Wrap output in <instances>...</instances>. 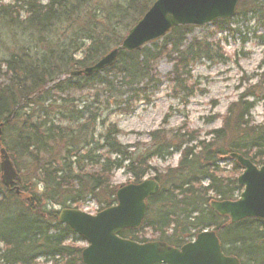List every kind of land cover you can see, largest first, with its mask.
<instances>
[{
	"label": "trees",
	"instance_id": "16d2710c",
	"mask_svg": "<svg viewBox=\"0 0 264 264\" xmlns=\"http://www.w3.org/2000/svg\"><path fill=\"white\" fill-rule=\"evenodd\" d=\"M153 2L0 4V146L16 173L11 186L0 181V264H82L83 247L75 244L82 240L59 224L51 209H79L86 200L99 210L110 207L116 192L112 176L120 169L130 175L131 184L153 171L159 185L147 200L141 227L120 232V238L179 248L211 229L224 255L240 264H264V221L230 224L209 208L211 201H232L241 191L231 153L264 165V113L262 123L251 124L254 103L247 100L252 95H239L207 140L184 127L170 134L159 130L150 134L151 146L138 152L118 142L119 130L109 122L114 114H130L131 104L149 100L165 83L186 105L195 90L194 66L217 56V33L240 34L230 28L238 19L245 24L254 20L263 29L259 35L254 31L253 38L264 48V0H241L236 20L205 26L217 33L202 40L190 37L193 27H175L138 51H120L112 67L69 78L119 46ZM163 59L172 64L165 77L156 68ZM175 154V167H152L153 160L163 162ZM147 231L153 240L144 238Z\"/></svg>",
	"mask_w": 264,
	"mask_h": 264
},
{
	"label": "water",
	"instance_id": "95a60500",
	"mask_svg": "<svg viewBox=\"0 0 264 264\" xmlns=\"http://www.w3.org/2000/svg\"><path fill=\"white\" fill-rule=\"evenodd\" d=\"M240 0H155L127 32L119 46L95 64L70 73L69 78L97 74L115 64L120 51H138L144 45L163 38L175 27H202L216 21L233 19ZM0 125V140H1ZM241 174L236 178L241 187L234 201H212L209 208L227 218L230 224L245 219L264 221V166L256 167L242 155L231 153ZM0 180L11 185L16 173L3 148L0 149ZM159 191L153 179L139 184L120 186L116 203L94 215L73 208L60 209L55 218L67 226L86 246L81 251L82 264H239L235 257L222 253L212 230L203 231L180 248L162 242L136 243L120 238L124 230H137L145 217L146 201ZM17 192V191H16Z\"/></svg>",
	"mask_w": 264,
	"mask_h": 264
},
{
	"label": "rangeland",
	"instance_id": "374dc122",
	"mask_svg": "<svg viewBox=\"0 0 264 264\" xmlns=\"http://www.w3.org/2000/svg\"><path fill=\"white\" fill-rule=\"evenodd\" d=\"M10 1L0 0V4ZM236 21L237 23L232 24L230 28L237 29L240 34L217 33L212 28L193 27L190 37L198 40L208 37V33H217L214 38L215 41H219V48L214 52L217 56L211 61L201 60L194 66L191 83L194 84L195 90L188 98L186 105L178 94L171 91L169 84L165 83L149 97V100L131 104L134 108L130 114L121 113L110 116L109 122L114 123L119 130L117 140L120 144L130 147L131 150L137 149L139 152L151 146L149 137L152 132L160 130L161 133L170 134L172 130L179 127L197 131L198 139L207 140V133L222 126L223 117L230 104L235 103L242 93L252 95L247 100L254 103L250 112L251 124L262 123L264 48L258 45L257 40L253 38V33L258 31L255 35H259L263 29L258 28L254 20L246 24L242 22V19ZM241 37L247 40L243 43ZM171 66L172 64L166 59L158 61L156 64L158 74L165 77L170 72ZM101 130L102 128L99 127L97 132ZM178 156L175 154L163 162L153 160L151 165L160 170L166 167L173 168L177 165ZM221 165L224 167L225 163ZM230 168L231 166L226 164L225 169L230 170ZM240 172L239 168L236 177ZM153 176L152 171L145 179L153 178ZM130 182V175L123 169L114 171L112 187L118 189L122 185L131 184ZM51 210L55 211L59 208L53 207ZM79 210L94 215L99 210V206L91 200H86ZM144 238L153 240L155 237L147 231ZM75 244L86 246L83 241H76Z\"/></svg>",
	"mask_w": 264,
	"mask_h": 264
}]
</instances>
